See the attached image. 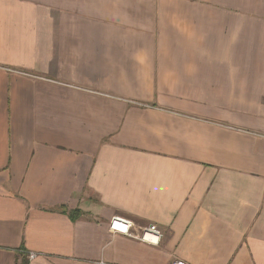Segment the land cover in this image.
Segmentation results:
<instances>
[{"label":"crops","instance_id":"obj_1","mask_svg":"<svg viewBox=\"0 0 264 264\" xmlns=\"http://www.w3.org/2000/svg\"><path fill=\"white\" fill-rule=\"evenodd\" d=\"M27 253L264 264V0H0V264Z\"/></svg>","mask_w":264,"mask_h":264},{"label":"built area","instance_id":"obj_2","mask_svg":"<svg viewBox=\"0 0 264 264\" xmlns=\"http://www.w3.org/2000/svg\"><path fill=\"white\" fill-rule=\"evenodd\" d=\"M111 230L115 233L134 236L132 234V224L128 221L115 219L111 222ZM142 242L158 245L162 239V233L154 226H145L140 236L136 237ZM26 257L33 260L36 257L35 253H27ZM173 264H185L182 261L176 260Z\"/></svg>","mask_w":264,"mask_h":264},{"label":"trees","instance_id":"obj_3","mask_svg":"<svg viewBox=\"0 0 264 264\" xmlns=\"http://www.w3.org/2000/svg\"><path fill=\"white\" fill-rule=\"evenodd\" d=\"M68 214L71 216L72 220L75 221L79 215V211H71L68 212ZM25 257L26 256H24L23 264H28V261Z\"/></svg>","mask_w":264,"mask_h":264}]
</instances>
